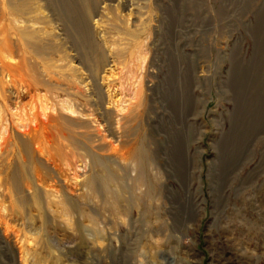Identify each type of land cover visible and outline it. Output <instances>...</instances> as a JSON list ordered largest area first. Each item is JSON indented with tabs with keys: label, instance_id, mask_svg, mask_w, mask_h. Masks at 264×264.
Here are the masks:
<instances>
[{
	"label": "rangeland",
	"instance_id": "rangeland-1",
	"mask_svg": "<svg viewBox=\"0 0 264 264\" xmlns=\"http://www.w3.org/2000/svg\"><path fill=\"white\" fill-rule=\"evenodd\" d=\"M0 264H264V0H0Z\"/></svg>",
	"mask_w": 264,
	"mask_h": 264
},
{
	"label": "bare ground",
	"instance_id": "bare-ground-1",
	"mask_svg": "<svg viewBox=\"0 0 264 264\" xmlns=\"http://www.w3.org/2000/svg\"><path fill=\"white\" fill-rule=\"evenodd\" d=\"M76 17V16H75ZM7 54V53H6ZM144 61H145V58L144 57H142L141 59H140V65H142L143 63H144ZM100 62V61H99ZM103 62V61H102ZM101 62V63H102ZM100 64V63H99ZM103 64V63H102ZM53 120V119H52ZM52 120L50 119V120H48L47 122H45V121H43L42 123L44 124V126H43V128H44V132L46 131V130H49V126H50V124H52ZM46 129V130H45ZM32 130L33 131H36V132H34V133H37V131L39 130V127H34V128H32ZM49 132V131H48ZM30 135V134H29ZM34 135V134H33ZM56 137V136H55ZM36 145V144H35ZM36 149H38L37 151H38V153H40L41 155L43 154H45V156H46V159H47V161H51L52 159V157L51 156H49L48 154H46V152H45V148H43L40 144H39V146H37V148ZM141 150V149H140ZM142 151V150H141ZM132 153V152H131ZM132 155V154H131ZM144 158H146L145 156H144ZM147 159V158H146ZM52 163H53V160L51 161ZM148 162V161H147ZM142 165H144V164H142ZM149 165V164H148ZM148 167V166H147ZM145 168V167H144ZM114 174V173H113ZM94 181V180H93ZM153 185V184H152ZM54 188V187H53ZM152 188V187H151ZM140 206H142V204H140V202L138 203V207L140 208ZM145 206H143V208H144ZM145 209V208H144Z\"/></svg>",
	"mask_w": 264,
	"mask_h": 264
}]
</instances>
